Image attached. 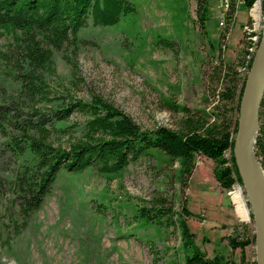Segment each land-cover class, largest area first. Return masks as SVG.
Here are the masks:
<instances>
[{
    "label": "rangeland",
    "instance_id": "1",
    "mask_svg": "<svg viewBox=\"0 0 264 264\" xmlns=\"http://www.w3.org/2000/svg\"><path fill=\"white\" fill-rule=\"evenodd\" d=\"M130 1L138 7L133 21L112 28L96 26L89 20L75 42L61 51L54 50L55 73L47 76L50 100L90 101L98 96L143 129H175L184 116L179 108L206 109L209 74L221 59L232 66L239 64L246 43L242 76L248 77L263 35V0H257L250 9L238 4L232 27L226 22V27L220 26L223 0H209L207 34L198 22L199 0ZM226 28L231 30L223 39L221 33ZM246 28L258 37L250 59ZM165 42L172 46L167 47ZM0 52L5 55L0 58V100L18 98L19 85L9 69L17 59L10 35L0 37ZM55 105L42 101L37 108L48 113ZM84 118L75 112L67 122L75 136L80 134L76 124ZM7 140L0 133V264H185L184 243L177 226L171 222L145 225L134 218L135 206L158 195L172 201L177 212H181L182 203L186 204L190 212L187 225L196 245L209 258L237 264L243 256L246 262L257 261L256 243L243 255L227 240L236 226L249 225L255 233L246 188L233 172L236 183L231 191L242 190L247 219L229 190L221 189L222 195L217 191L214 164L203 156L197 158L185 191L179 163L158 151H151L113 177L91 169L80 174L62 171L42 208L19 234L14 233L10 218L20 224L22 218L18 204L13 203L16 192L12 182L26 157L10 150ZM70 140L60 131L52 137L53 143L62 147H67ZM226 158L232 168V154L227 152ZM227 198L230 206L224 202ZM217 200L228 209L224 210ZM8 237L11 242H7Z\"/></svg>",
    "mask_w": 264,
    "mask_h": 264
},
{
    "label": "trees",
    "instance_id": "2",
    "mask_svg": "<svg viewBox=\"0 0 264 264\" xmlns=\"http://www.w3.org/2000/svg\"><path fill=\"white\" fill-rule=\"evenodd\" d=\"M256 1L244 0L243 4L250 9ZM236 13L237 7L232 3L227 26L233 25ZM197 15L200 28L207 34L209 0L198 1ZM137 16L138 7L130 0H0V37L7 34L14 41L17 59L9 69L20 94L18 98L0 100V133L6 135L10 150L26 157L12 182L16 192L13 203L18 204L22 218L21 224L10 218L14 233L19 234L42 208L62 171L80 174L91 169L101 176L113 177L151 151L179 163L182 191L190 182L199 156L213 162V174L222 190L233 188L236 183L233 172L242 182L234 145L239 123L236 115H240L247 79L242 76L247 43L239 64L232 66L221 59L209 74L206 109L179 108L184 116L175 129L165 126L143 129L129 115L98 96L90 101L49 99L47 76L55 73L54 50L61 51L75 42L89 20L96 26L116 28ZM230 30H223L221 38ZM4 56L0 52V58ZM42 101L55 102V108L43 113L37 108ZM75 112L85 117L76 124L78 136L66 125ZM55 131L69 135L67 147L53 143ZM227 152L232 154V168ZM255 152L264 169V96ZM134 210L138 223L159 226L171 222L180 229L185 264H237L233 260L209 258L196 245L195 235L187 225L190 212L185 203L181 204V212H177L172 201L158 195ZM227 240L233 250L240 249L244 255L245 249L256 243V233H252L249 225L236 226ZM7 242H11L10 237ZM239 264L257 261L246 262L243 256Z\"/></svg>",
    "mask_w": 264,
    "mask_h": 264
},
{
    "label": "water",
    "instance_id": "3",
    "mask_svg": "<svg viewBox=\"0 0 264 264\" xmlns=\"http://www.w3.org/2000/svg\"><path fill=\"white\" fill-rule=\"evenodd\" d=\"M264 96V25L242 97L234 156L238 172L250 198L255 223L257 264H264V169L255 152L259 131V109Z\"/></svg>",
    "mask_w": 264,
    "mask_h": 264
},
{
    "label": "bare ground",
    "instance_id": "4",
    "mask_svg": "<svg viewBox=\"0 0 264 264\" xmlns=\"http://www.w3.org/2000/svg\"><path fill=\"white\" fill-rule=\"evenodd\" d=\"M257 11V10H256ZM256 24H254V26H255ZM255 27H257V26H255ZM246 30H247V28H246ZM247 36H248V38H247V42H249V44H251L250 46V48H249V52L248 53H250L249 54V57H248V59H250V56L252 55V53L254 52V51H256V49H257V41H258V37H255L254 36V34H253V31H252V34H251V32L250 31H248L247 30ZM257 54V53H256ZM254 56V55H253ZM256 56V55H255ZM255 58V57H254ZM253 61H254V59H253ZM252 64H253V62H252ZM249 65V64H248ZM243 70H245V69H243ZM242 70V71H243ZM249 75V74H248ZM247 80V79H246ZM233 189V188H232ZM229 195L231 196H235V198L238 200V208H239V210H240V213L247 219L248 218V212H247V210H246V208H245V202L243 201V195H242V190L239 188L238 189V191L237 192H232L231 191V189L229 190ZM232 197V198H233Z\"/></svg>",
    "mask_w": 264,
    "mask_h": 264
},
{
    "label": "built area",
    "instance_id": "5",
    "mask_svg": "<svg viewBox=\"0 0 264 264\" xmlns=\"http://www.w3.org/2000/svg\"><path fill=\"white\" fill-rule=\"evenodd\" d=\"M232 3H235L236 7L238 6V4H243L244 0H223V5H222V14H221V22H220V26L221 27H226L225 26V22L227 21L226 18L229 14V11L232 7Z\"/></svg>",
    "mask_w": 264,
    "mask_h": 264
},
{
    "label": "crops",
    "instance_id": "6",
    "mask_svg": "<svg viewBox=\"0 0 264 264\" xmlns=\"http://www.w3.org/2000/svg\"><path fill=\"white\" fill-rule=\"evenodd\" d=\"M237 13H238V12H237ZM237 13H236V17H237ZM207 161H210V160L207 159ZM212 164H213V162H212ZM214 178H215V177H214ZM215 187H216L217 191L222 195V190H221V188H220V186H219V184H218V182H217L216 179H215ZM226 195H227V194H226ZM226 197H228V196H226ZM217 201H218V200H217ZM224 202H225V204L228 205V206L231 205L229 198H227ZM218 203H219V205H220L224 210H226L227 207H224V206H223V203H220L219 201H218ZM227 209H228V208H227Z\"/></svg>",
    "mask_w": 264,
    "mask_h": 264
}]
</instances>
